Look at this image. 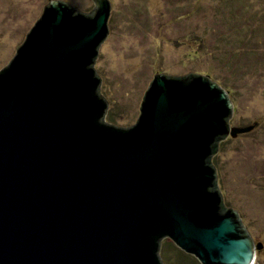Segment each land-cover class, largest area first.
Returning <instances> with one entry per match:
<instances>
[{
  "label": "water",
  "instance_id": "obj_1",
  "mask_svg": "<svg viewBox=\"0 0 264 264\" xmlns=\"http://www.w3.org/2000/svg\"><path fill=\"white\" fill-rule=\"evenodd\" d=\"M50 0L0 71V264H253L214 163L234 103L215 76L156 73L133 126L105 119L111 1Z\"/></svg>",
  "mask_w": 264,
  "mask_h": 264
},
{
  "label": "rangeland",
  "instance_id": "obj_2",
  "mask_svg": "<svg viewBox=\"0 0 264 264\" xmlns=\"http://www.w3.org/2000/svg\"><path fill=\"white\" fill-rule=\"evenodd\" d=\"M91 11L94 0H66ZM110 32L98 74L108 101L105 119L133 126L156 73L199 72L231 90V126L253 129L220 142L214 163L229 206L256 242L264 264V0H110ZM50 0H0V71ZM255 125H257L255 127ZM165 264H201L170 237Z\"/></svg>",
  "mask_w": 264,
  "mask_h": 264
},
{
  "label": "trees",
  "instance_id": "obj_3",
  "mask_svg": "<svg viewBox=\"0 0 264 264\" xmlns=\"http://www.w3.org/2000/svg\"><path fill=\"white\" fill-rule=\"evenodd\" d=\"M228 91H230V89H228ZM257 125H255V127H256ZM213 160H215V159H213ZM258 251V250H257ZM257 254V253H256Z\"/></svg>",
  "mask_w": 264,
  "mask_h": 264
}]
</instances>
